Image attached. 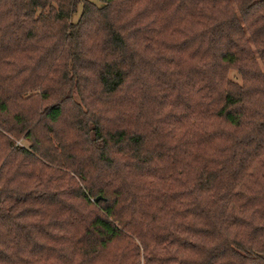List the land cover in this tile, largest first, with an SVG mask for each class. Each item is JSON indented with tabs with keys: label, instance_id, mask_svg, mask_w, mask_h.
Instances as JSON below:
<instances>
[{
	"label": "trees",
	"instance_id": "trees-1",
	"mask_svg": "<svg viewBox=\"0 0 264 264\" xmlns=\"http://www.w3.org/2000/svg\"><path fill=\"white\" fill-rule=\"evenodd\" d=\"M97 2L0 0V264H264V0Z\"/></svg>",
	"mask_w": 264,
	"mask_h": 264
},
{
	"label": "rangeland",
	"instance_id": "rangeland-1",
	"mask_svg": "<svg viewBox=\"0 0 264 264\" xmlns=\"http://www.w3.org/2000/svg\"><path fill=\"white\" fill-rule=\"evenodd\" d=\"M87 1L93 3L96 6H100V3H98L97 0H87ZM79 11H80V7L78 6L77 9H76V12L70 18V21L72 23H75L77 21L78 16H79ZM229 76H231V74H229Z\"/></svg>",
	"mask_w": 264,
	"mask_h": 264
}]
</instances>
